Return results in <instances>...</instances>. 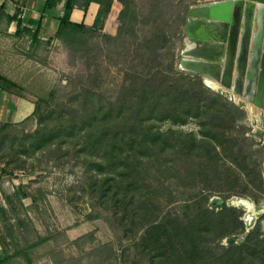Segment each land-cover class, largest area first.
<instances>
[{
  "label": "rangeland",
  "instance_id": "obj_1",
  "mask_svg": "<svg viewBox=\"0 0 264 264\" xmlns=\"http://www.w3.org/2000/svg\"><path fill=\"white\" fill-rule=\"evenodd\" d=\"M86 1L78 3L84 5ZM96 1L104 6L116 3L117 9L126 6L137 13L139 22L113 17L100 29L69 31L66 38L56 34L50 40L38 39L34 50L28 41L19 44L15 51L25 60L26 70L24 81L18 85L21 93L34 97L45 113L53 102L68 104L71 109L78 102H121L123 89L129 86L140 90H154L156 86L157 95L144 102H168L165 80L169 79L177 82L181 78L184 87L190 88L195 75L180 69L181 52L191 39L189 23L202 5L218 0ZM1 56L6 54L0 52ZM193 84L197 96L205 91L202 102L213 99L245 112L244 119L237 117L235 127L227 133L237 134L234 138L238 143L231 153L234 157L223 145L217 148L218 164L196 161L193 166L175 152L155 156L149 165L145 161L117 183L113 180L123 204L118 211L100 198L101 182L107 175L97 167L102 158L84 151V134L79 129L72 132L73 123L65 126L67 132L60 138L55 134L59 131L58 116L44 124L33 117L23 124L0 125V211H5L0 212V238L7 244V256L25 246L32 258L27 263L20 255L8 263L183 264L178 254H171L168 244L176 240L177 233L184 232L188 220L202 208L216 214L225 206L236 208L244 224V229L221 238L210 231L205 242L209 252L233 240L244 242L255 227L264 237V185L260 186L262 181L264 184V112L245 97L234 94L237 100L229 94L233 92L214 91L202 78ZM84 90L89 96H83ZM155 126L164 133L172 130L203 138L199 120ZM52 128L55 133L49 135ZM19 190L38 199L36 210L30 208L29 197L23 199L25 211L23 203L14 197ZM238 200L253 204L255 213L232 206ZM20 219L30 220L33 226L27 241L17 228ZM13 226L14 234L9 232ZM10 233L18 237L15 244L19 248ZM37 242L42 243L33 248ZM177 248L182 255L183 249Z\"/></svg>",
  "mask_w": 264,
  "mask_h": 264
},
{
  "label": "trees",
  "instance_id": "obj_2",
  "mask_svg": "<svg viewBox=\"0 0 264 264\" xmlns=\"http://www.w3.org/2000/svg\"><path fill=\"white\" fill-rule=\"evenodd\" d=\"M63 1H65V17L61 20L57 35L60 38H66L69 31L86 32L87 28L84 24H75L70 20L73 9L81 5L78 0H47V8L57 7ZM92 2H97L101 6L93 29L103 28L105 21L113 17L118 20L139 22L137 13L132 12L126 6L117 9L116 3H109L104 6L96 0H87L82 5L84 12L88 11ZM13 18L9 17V22H12ZM38 36L39 31L34 35L35 45L38 43ZM198 77L195 75L193 76L194 79L190 80V88L184 87L181 78L177 79V82H172L173 79L165 80V95L170 97L168 102H144L150 96L157 95L159 88L156 86L154 90L147 87L140 90L129 86L123 89L121 102H78L77 107L72 109L68 104L53 102L45 113L41 111L40 104H35L34 113L25 122L33 117H39L41 123L44 124L50 118L58 116L60 120L58 133H55L53 128L49 130V135L59 134L56 138H60L62 133L67 132L66 125L73 123L71 131L79 129L80 133L84 134L82 137L84 151H89L88 153L97 156L100 154L102 158V162L97 164V167L102 173L106 172L107 175L101 182L103 195L100 198L107 201L108 207L118 211L123 204L119 189L113 187V180L116 182V180L131 174L132 169H137L139 165L144 166L145 161H149V165L155 156H167L169 153L175 152L177 155L180 154L183 159L192 162L194 166L196 161L204 163L210 161L218 164V146L223 145L227 148L225 150L231 149L230 154H234V147L238 143L234 137L237 134L227 133L229 129L235 127L237 117L241 120L244 119L245 112L234 105L215 102L213 99L209 102H202L204 96L201 93L205 91H200L201 93L197 96V91L193 90V83ZM0 81L5 88L23 94L20 86L1 75ZM200 87L201 90H205L202 84ZM212 94V92L209 93V95ZM85 95L89 96L87 90L83 91V96ZM65 110H69V113H66ZM190 119L199 120L202 123L203 138L201 140L195 135H185L172 130L164 133L155 126L156 123L164 122H170L174 125L187 124ZM76 126H81V128H75ZM72 135L74 134L67 137H72ZM230 157L234 156L231 154ZM236 163L241 166L240 160H237ZM259 175L261 177V174ZM261 183L260 186L262 187L263 181ZM14 197L23 203V199L32 196L24 192L22 194L19 190ZM183 201L186 202L187 200L183 198ZM37 203L38 199L32 197L30 208L36 210ZM22 206L27 212L24 203ZM1 211L5 213L3 209ZM238 212L236 208L225 206L218 214L205 208L194 213L188 220L189 224L184 232L177 233L176 240L168 244L169 250L173 251L171 254L174 256L178 254L177 257L183 264H264V237L260 231H255L256 227L249 231L246 240L242 243H235L233 240L228 246L218 248L216 252H209L208 248H205L207 245L205 242L210 231H216L218 238H221L238 229H244L243 221L240 220L241 216L237 215ZM232 224L236 226L232 228ZM32 227L30 220H19L17 228L22 230L21 232L25 235L24 240L27 241L26 236L29 235L28 231ZM111 227L114 225L111 224ZM14 229H16L15 226L11 227L9 232L14 234ZM10 236L14 244L18 243V237L11 233ZM0 240L5 254L7 253V244L3 238ZM197 242L198 246L195 247ZM41 243L37 242L32 247L36 248ZM18 245H16L17 248H19ZM178 245L180 249H183L182 255L181 250L177 248ZM20 255L26 259L27 263L32 262L29 248L24 246L16 250L13 255H6L1 263L10 264L8 262H13ZM14 264H25V262L17 260Z\"/></svg>",
  "mask_w": 264,
  "mask_h": 264
},
{
  "label": "water",
  "instance_id": "obj_3",
  "mask_svg": "<svg viewBox=\"0 0 264 264\" xmlns=\"http://www.w3.org/2000/svg\"><path fill=\"white\" fill-rule=\"evenodd\" d=\"M193 18H200L204 25L213 28L214 31L206 32L214 42L188 39L181 52L180 69L201 77L205 84L206 79L214 80L225 91L243 97L237 92V85L243 78L247 83L253 81L263 49L264 0L214 1L202 5ZM218 41H222L221 51L215 48ZM262 63L264 69V58ZM248 100L254 104L252 99ZM256 106L264 110V106ZM232 206L244 209L236 202Z\"/></svg>",
  "mask_w": 264,
  "mask_h": 264
},
{
  "label": "crops",
  "instance_id": "obj_4",
  "mask_svg": "<svg viewBox=\"0 0 264 264\" xmlns=\"http://www.w3.org/2000/svg\"><path fill=\"white\" fill-rule=\"evenodd\" d=\"M100 8L99 3L92 2L88 11L84 12L82 5H78L70 14V20L75 24H84L86 28H93ZM9 17H14L12 22H9ZM64 17L65 1L49 9L47 0H0V52L6 54L0 57V75L21 85L24 81L22 76L26 73L25 60H21L15 50H18L19 44L27 43L26 41L34 50L36 48L34 35L38 31L39 40L55 38ZM193 20V23L197 24L199 36H207L209 40L206 31H214L213 28L204 25L200 18ZM188 35L193 37L194 34L188 30ZM220 44L222 41H218L215 46L216 51L220 50ZM34 111V97L5 88L0 81V125L24 123ZM4 258L5 254L0 243V264H4L1 263Z\"/></svg>",
  "mask_w": 264,
  "mask_h": 264
},
{
  "label": "flooded vegetation",
  "instance_id": "obj_5",
  "mask_svg": "<svg viewBox=\"0 0 264 264\" xmlns=\"http://www.w3.org/2000/svg\"><path fill=\"white\" fill-rule=\"evenodd\" d=\"M197 28H198L197 24L193 22L188 27V30L194 34L193 37H191L192 40H205L211 43L214 42L212 38L208 40V37L199 36V30H197ZM263 58H264V39H263V49L261 50V53L258 56L259 66L256 72L254 71L253 73V81L251 83H247L245 81L246 79L243 78V80L240 81V83L237 85V88H236L237 92L242 94L243 97H248V99H252L255 106L257 104L264 106V84H263L264 83V69L262 68ZM262 111L264 112V110Z\"/></svg>",
  "mask_w": 264,
  "mask_h": 264
},
{
  "label": "bare ground",
  "instance_id": "obj_6",
  "mask_svg": "<svg viewBox=\"0 0 264 264\" xmlns=\"http://www.w3.org/2000/svg\"><path fill=\"white\" fill-rule=\"evenodd\" d=\"M206 84H207V86L209 87V88H211V89H213L214 91H225L216 81H212V80H210V79H206ZM228 92V91H227ZM229 93V92H228ZM229 94H231L232 96H234V97H236V99L238 100V96H236V95H234V94H232V93H229ZM255 110V114L257 115V116H259V117H261V115H260V113H257V112H259V111H256V109H254ZM236 204L237 205H239V206H241V205H243L244 206V209L247 211V212H249V213H251V214H253V213H255V207H254V205L253 204H251L250 202H247V201H240V200H238L237 202H236Z\"/></svg>",
  "mask_w": 264,
  "mask_h": 264
},
{
  "label": "built area",
  "instance_id": "obj_7",
  "mask_svg": "<svg viewBox=\"0 0 264 264\" xmlns=\"http://www.w3.org/2000/svg\"><path fill=\"white\" fill-rule=\"evenodd\" d=\"M236 100V99H235ZM237 101V100H236Z\"/></svg>",
  "mask_w": 264,
  "mask_h": 264
}]
</instances>
